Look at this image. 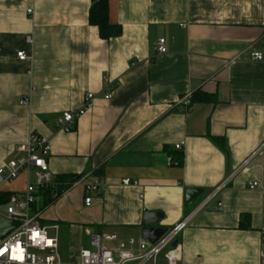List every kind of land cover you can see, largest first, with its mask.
I'll list each match as a JSON object with an SVG mask.
<instances>
[{
  "label": "crops",
  "instance_id": "crops-1",
  "mask_svg": "<svg viewBox=\"0 0 264 264\" xmlns=\"http://www.w3.org/2000/svg\"><path fill=\"white\" fill-rule=\"evenodd\" d=\"M90 4L0 0V165L34 132L49 140L54 181L81 179L38 208L40 224L58 225L47 231L61 260L77 264L92 234L142 238L144 213L160 211L166 229L190 216L179 264H264V0H108L121 32L107 39ZM77 110L70 130L56 127ZM28 177L1 189L21 192ZM187 188L201 189L188 203Z\"/></svg>",
  "mask_w": 264,
  "mask_h": 264
},
{
  "label": "built area",
  "instance_id": "built-area-1",
  "mask_svg": "<svg viewBox=\"0 0 264 264\" xmlns=\"http://www.w3.org/2000/svg\"><path fill=\"white\" fill-rule=\"evenodd\" d=\"M27 11L30 12V9ZM157 51L159 53L166 51L163 38H159L157 41ZM16 55L20 60L27 58V54L23 50L18 51ZM251 55L256 60L262 58V53L259 51H254ZM110 97V91L105 92L104 98ZM92 99L93 94L88 93L86 105ZM20 103L27 104V99L22 98ZM182 104L185 109H190V98L183 99ZM80 111L62 112L56 117V127L70 130ZM49 148L48 138L31 132L25 141L16 145L17 155L10 157L3 165H0V193L4 192L1 189L4 183L12 182L22 172L29 173L24 190L11 192L5 201L0 202V214L18 221V225L14 229L0 238V264H66L61 260L58 252L57 236L50 235L47 231L49 227L57 231L58 225L48 226L39 222L38 204L42 197V191L48 187H54L56 184L45 157ZM80 181L81 179H77L69 186H74ZM226 182L227 180L218 186L215 192L217 193ZM101 185L100 181L85 183L84 203L86 205L91 200L90 192L99 190ZM256 185V181L249 183L251 188ZM201 205L196 207L193 212ZM217 205L220 206L221 203H217ZM189 219L190 216H187L166 229L155 242L130 237L118 241L115 246H107L102 242L114 241L115 235L92 234L90 237L92 247L80 249L77 264H179L177 245L172 249L169 248V245L177 238ZM262 262L264 263V258Z\"/></svg>",
  "mask_w": 264,
  "mask_h": 264
},
{
  "label": "trees",
  "instance_id": "trees-1",
  "mask_svg": "<svg viewBox=\"0 0 264 264\" xmlns=\"http://www.w3.org/2000/svg\"><path fill=\"white\" fill-rule=\"evenodd\" d=\"M88 20L91 25L98 28L99 35L102 38H110L117 36L121 32L120 25L111 24L108 20V0H91ZM221 140L217 139V143ZM179 163V162H178ZM56 184L53 187H48L42 191V197L38 204V208L42 209L49 204L54 198L60 195L63 190L67 189L69 185L78 179V177L60 176L55 178ZM56 194V195H54ZM9 192L0 193V202L7 199Z\"/></svg>",
  "mask_w": 264,
  "mask_h": 264
},
{
  "label": "water",
  "instance_id": "water-1",
  "mask_svg": "<svg viewBox=\"0 0 264 264\" xmlns=\"http://www.w3.org/2000/svg\"><path fill=\"white\" fill-rule=\"evenodd\" d=\"M201 189L187 188L185 190L186 203L192 201L199 193ZM163 214L160 211H146L143 215L144 227L141 230V237L147 239L149 242H155L165 231V227H155L154 225L161 221ZM18 225V221L7 218L0 214V238L8 234L12 229ZM177 240H173L169 248L172 249L176 246Z\"/></svg>",
  "mask_w": 264,
  "mask_h": 264
},
{
  "label": "rangeland",
  "instance_id": "rangeland-1",
  "mask_svg": "<svg viewBox=\"0 0 264 264\" xmlns=\"http://www.w3.org/2000/svg\"><path fill=\"white\" fill-rule=\"evenodd\" d=\"M14 182V181H13ZM11 182L10 184H6L3 186V188H8L11 186V184L13 183ZM11 188V187H10ZM9 189V188H8ZM65 262H68V264H74L75 258H71V259H64Z\"/></svg>",
  "mask_w": 264,
  "mask_h": 264
}]
</instances>
